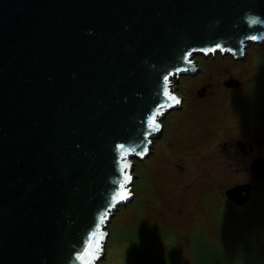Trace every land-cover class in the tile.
Here are the masks:
<instances>
[{
	"label": "water",
	"instance_id": "obj_1",
	"mask_svg": "<svg viewBox=\"0 0 264 264\" xmlns=\"http://www.w3.org/2000/svg\"><path fill=\"white\" fill-rule=\"evenodd\" d=\"M256 42L264 0H0V264H100L172 81Z\"/></svg>",
	"mask_w": 264,
	"mask_h": 264
},
{
	"label": "rangeland",
	"instance_id": "obj_2",
	"mask_svg": "<svg viewBox=\"0 0 264 264\" xmlns=\"http://www.w3.org/2000/svg\"><path fill=\"white\" fill-rule=\"evenodd\" d=\"M248 46L197 54L196 74L177 78L181 105L132 159L131 200L107 224L100 264H264V178L229 144L243 133L264 141V42ZM238 185L253 191L241 205L225 195Z\"/></svg>",
	"mask_w": 264,
	"mask_h": 264
},
{
	"label": "flooded vegetation",
	"instance_id": "obj_3",
	"mask_svg": "<svg viewBox=\"0 0 264 264\" xmlns=\"http://www.w3.org/2000/svg\"><path fill=\"white\" fill-rule=\"evenodd\" d=\"M182 76H185V75H182ZM189 76H192V74H190ZM174 79H176V78H174ZM173 83H174V81H172V83H171V89L173 90L171 94L173 95V97H174V99L176 101V100H179V99L177 97L178 95L176 94L177 91H175V88L172 86ZM179 101H180L179 104H177L175 102V107H180L181 99ZM161 125H162V123H161ZM161 128H163V126ZM161 132H162V130L159 131V134H161ZM253 134L254 133L234 134V138H231L230 139V143H229V144H231L230 146L232 148H235V150H240L241 151L240 155L242 154V155H247L248 157L250 156V158H251V161L249 162L250 164L247 163V164L250 165V169H251V165H252L254 160H256V159H264V156L260 155V151H261L262 146L264 145V141L260 140L258 137H253L254 136ZM235 135H238V136H236L238 138V140H235V138H236ZM247 140H250L251 142L248 143V142H246ZM190 143H196V141L195 142L193 141V142H190ZM186 144L189 145V143H187V142H186ZM198 144H199V142H198ZM200 144H202V142H200ZM221 146L227 147L228 143L222 142ZM251 173L253 174L252 176L254 178V173L252 172V170H251ZM238 186L241 187V186H245V185H238ZM251 195H253V191H251V188H250L249 197H248L249 199L248 200H250ZM233 203L235 205H237L235 202H233Z\"/></svg>",
	"mask_w": 264,
	"mask_h": 264
},
{
	"label": "snow or ice",
	"instance_id": "obj_4",
	"mask_svg": "<svg viewBox=\"0 0 264 264\" xmlns=\"http://www.w3.org/2000/svg\"><path fill=\"white\" fill-rule=\"evenodd\" d=\"M166 94H167V92H166ZM176 103L179 104L180 101H179V100H176ZM150 124H155V117L152 118V120L150 121ZM124 167L126 168L127 165H125ZM122 171H123V169H122ZM125 180H130V177L125 176ZM120 187L123 188V187H124V184H121ZM113 199H115V197H114ZM103 219H104V218L101 217V222H103ZM85 252H87V249H85ZM80 258L82 259L83 257H80Z\"/></svg>",
	"mask_w": 264,
	"mask_h": 264
}]
</instances>
